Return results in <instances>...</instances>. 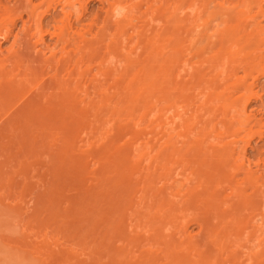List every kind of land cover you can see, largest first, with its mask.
Segmentation results:
<instances>
[{
    "label": "bare ground",
    "instance_id": "6f19581e",
    "mask_svg": "<svg viewBox=\"0 0 264 264\" xmlns=\"http://www.w3.org/2000/svg\"><path fill=\"white\" fill-rule=\"evenodd\" d=\"M32 1L0 2V40L16 19L23 30L16 50L0 48L1 117L113 119L141 108L157 119L131 147L139 194L83 218L81 264H259L264 158L246 150L264 139V116L247 112L254 100L264 110V0H96L98 15L91 0ZM46 36L47 56L35 47ZM140 53L155 64L142 77Z\"/></svg>",
    "mask_w": 264,
    "mask_h": 264
},
{
    "label": "rangeland",
    "instance_id": "374dc122",
    "mask_svg": "<svg viewBox=\"0 0 264 264\" xmlns=\"http://www.w3.org/2000/svg\"><path fill=\"white\" fill-rule=\"evenodd\" d=\"M3 1L10 5L16 4V0ZM99 4L91 0L87 8H92V14L98 15ZM91 11L85 16L91 18ZM51 13L46 14L43 21L51 20ZM17 20L11 27L8 39L0 40L2 55H8L21 44L20 32L23 33V30L21 20ZM45 22L44 25L49 23ZM15 34L18 37L14 42ZM45 38L46 45L37 44L35 47L42 48L47 56L45 47L51 46L50 42L54 40L52 42L48 36ZM145 55L141 56L140 53L141 57ZM140 56L138 59L142 65L132 59L133 67L134 62L141 66L136 64L138 68L135 66L132 73L129 72L131 79L134 78L133 71L136 68L139 71L141 67L144 69L145 65L149 66L148 56ZM150 65L152 70L155 64ZM137 71L135 76H138ZM141 72L140 69V77ZM248 80L253 81L251 78ZM257 81L255 85L261 89L264 76H258ZM141 92L136 87L133 96ZM258 92L264 98V91ZM142 99L140 96L139 100ZM257 101L250 103L247 108V112L253 113L256 118L257 115L264 116L262 106L257 104L260 101ZM131 104L137 106L136 102ZM133 109L120 118L107 119L102 115L88 114L82 119L72 116L47 117L43 121L35 119L29 124L22 122L21 118L10 119L8 122L7 117L0 116V194H4L0 195V264H81L83 231L80 228L83 218L95 212L101 202L107 201L105 199L139 194L134 190L140 176L135 168L136 160L132 157L131 147L137 142L147 141L145 132L155 127L157 119L151 117L153 121H150V117L143 116L144 110ZM250 143L246 150L247 158L254 161L264 158V139L259 141L255 138ZM137 163V166H140L139 163L144 165L142 161ZM191 226L188 229L196 231L194 225ZM260 256L262 258L264 253ZM261 258L259 264H264V258Z\"/></svg>",
    "mask_w": 264,
    "mask_h": 264
}]
</instances>
